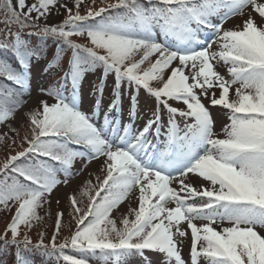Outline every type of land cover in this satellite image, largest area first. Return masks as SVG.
Masks as SVG:
<instances>
[{
	"label": "snow or ice",
	"instance_id": "obj_1",
	"mask_svg": "<svg viewBox=\"0 0 264 264\" xmlns=\"http://www.w3.org/2000/svg\"><path fill=\"white\" fill-rule=\"evenodd\" d=\"M80 6L0 4V123L26 103L37 66L55 78L41 88L55 102L39 101L24 134L10 129L3 143L0 254L13 264H264V0ZM58 7L67 15L49 25ZM141 96L152 101L143 113ZM93 160L96 183L89 173L79 188L87 201L69 196L68 225L58 210L53 235L33 241L51 194Z\"/></svg>",
	"mask_w": 264,
	"mask_h": 264
},
{
	"label": "rangeland",
	"instance_id": "obj_2",
	"mask_svg": "<svg viewBox=\"0 0 264 264\" xmlns=\"http://www.w3.org/2000/svg\"><path fill=\"white\" fill-rule=\"evenodd\" d=\"M2 2L3 0H0V4H2ZM31 2L32 0H28V3H31ZM60 2L62 4H67L69 8H73V10H75L74 5L76 4V0H60ZM108 2L114 3L115 0H108ZM100 3H101V0H96L97 6H99ZM80 5H81L80 6L81 14H83L87 10V8L92 5V0H80ZM66 15H67V12L65 11V9L62 7H58L56 10H54L51 13V15L48 18L49 25H56V24L62 23ZM238 23H240V19L238 17H233L232 19H230L229 21L225 23V27L230 28ZM71 39H73L76 43H81V44L87 43L86 39L82 37L74 36ZM33 77L34 78L32 82L31 95H25L24 97H22V99L26 101L24 106L20 108L19 112L17 113L14 119L9 120L6 124L0 123V137H4V139H0V164H2L5 159V149L3 148V143L5 142V140H7L8 143H10L11 138L14 136V133L11 132L10 129H18L20 132V135H23L25 132L24 125L27 120L26 114L29 112V110L36 109L38 107L39 101L41 100H46L49 104L55 102L54 97L47 96L41 90V88L43 87V80L45 79V73L40 70L39 66H37V68L34 70ZM88 79L93 80V76L89 74ZM86 91H87V85H85V92ZM205 102L207 103V101ZM151 104H152L151 100H147L143 96H141L140 106H139L140 111L142 113L147 111V109L151 106ZM81 107L85 111L88 110L89 104H88V97L86 94H85L84 99L81 101ZM212 113L217 121L216 129L217 131H219L220 126H221V121L223 120V114L217 111L216 109H212ZM99 166H100L99 162L96 160H93L91 163L88 164L86 170L82 172L81 175L74 176L67 185L61 184L58 186V189L55 190L51 194V197H50V201H51L50 211L52 215L49 217V216H45L44 211L40 212V215L44 216V222L41 228L34 229L30 233L33 241L37 239L38 231H46V236H45L46 241L53 235L55 213L58 210L63 211L65 213L64 222H65V225H68L69 219H70L69 217L70 209H69L68 197L73 194H76L78 199H81L83 202H86L87 201L86 197L79 196V188L83 181L88 180L90 178L88 175L89 173H93V175L91 176V179H92L93 184L96 183L95 175L97 173ZM72 167H73V170H79L82 167H84V165L79 159H77L74 162ZM62 178L63 177L61 176V179ZM194 183H198V181H194ZM57 201H59V204H57ZM127 208H128V204L123 203L121 205L120 212L114 213L113 218L117 219L118 226H121L119 225V219L121 218V213L126 214ZM9 219H10V215L0 212V235L3 234L5 230V226L7 222L9 221ZM66 235H68L67 226L64 229L61 239L63 238V236H66ZM182 253L185 258L188 257L189 248H188L187 243L183 247ZM94 264H104V262L103 260L101 262L94 261ZM128 264H138V261L135 258H130L128 261Z\"/></svg>",
	"mask_w": 264,
	"mask_h": 264
},
{
	"label": "trees",
	"instance_id": "obj_3",
	"mask_svg": "<svg viewBox=\"0 0 264 264\" xmlns=\"http://www.w3.org/2000/svg\"><path fill=\"white\" fill-rule=\"evenodd\" d=\"M54 49L52 48V45L49 44V51H48V57L50 58L53 54ZM66 55L70 56L71 52L69 51ZM52 78V77H51ZM50 77H48L45 74V79L43 80V87H47L48 84L51 82ZM55 79L54 77L52 78V80ZM93 80H95V77L93 76ZM23 100V99H22ZM34 264H43V258L41 257H34ZM92 260H100L101 259H97V258H93ZM0 264H13V254L12 252H7L5 254H0Z\"/></svg>",
	"mask_w": 264,
	"mask_h": 264
}]
</instances>
